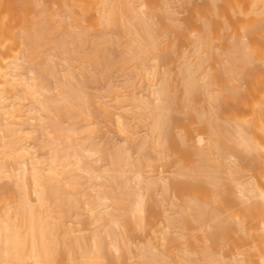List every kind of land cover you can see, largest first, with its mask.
<instances>
[{
    "label": "bare ground",
    "instance_id": "bare-ground-1",
    "mask_svg": "<svg viewBox=\"0 0 264 264\" xmlns=\"http://www.w3.org/2000/svg\"><path fill=\"white\" fill-rule=\"evenodd\" d=\"M0 264H264V0H0Z\"/></svg>",
    "mask_w": 264,
    "mask_h": 264
},
{
    "label": "rangeland",
    "instance_id": "rangeland-1",
    "mask_svg": "<svg viewBox=\"0 0 264 264\" xmlns=\"http://www.w3.org/2000/svg\"><path fill=\"white\" fill-rule=\"evenodd\" d=\"M184 12H185V11H183L182 15L180 14V16H177V17H179V18H181V17L183 18V16H184V17H187L186 15H188V14H187V13L184 14ZM179 13H181V12H179ZM179 13H178V14H179ZM120 79H121V78H120ZM120 79L118 80V78H117V80H118V81L116 82L117 84H120V83H119V82H120ZM113 80H115V77L113 78ZM113 80H112V81H113ZM115 81H116V80H115ZM114 84H115V82H114ZM115 86H116V84H115ZM119 86H120V85H119ZM119 86L117 85L116 89H118ZM120 87H121V86H120ZM120 90H121V89H120ZM101 120H102V119H99V121H101ZM99 121H98V122H99ZM104 121H105V120H104ZM101 122H103V121H101ZM99 123H100V122H99ZM103 123H104V124H103ZM103 123H102L103 125H105V124L109 125V123H106V122H103ZM97 124H98V123H97ZM102 124H101V125H102ZM101 125H99L98 127L101 128V127L103 126V125H102V126H101ZM107 125H106V126H107ZM110 125H111V124H110ZM106 126H104V127H105V129H107V130H105V129L102 130V129H101L102 132H101L100 135H98V134L100 133L101 130L98 129V130H100V131H98V134H97V135L99 136L98 141H100L99 139H102V140H103L102 137H103V135H105V133L103 132L104 130H105V131H109V129H110L111 127H113V126L111 125V127L108 126V127H110V128H108V127L106 128ZM113 129H114V128L110 129L109 134H108V132H106L108 136L110 135V132L113 131ZM111 130H112V131H111ZM113 132H114V131H113ZM111 134H112V133H111ZM114 134H115V133H113V134L111 135V136H112L111 139L114 138L113 136L117 135V134H115V135H114ZM98 136H96V137H98ZM101 136H102V137H101ZM106 137H107V136L105 135L104 138H106ZM116 137H117V136H116ZM119 139H120V138H118V139H116V140H119ZM102 140H101V141H102ZM112 141L115 142V138L112 139ZM118 142H119V141H117V143H118ZM40 151H44V149H43V150H40ZM40 151H39V153H41ZM98 164H101V162H99Z\"/></svg>",
    "mask_w": 264,
    "mask_h": 264
}]
</instances>
